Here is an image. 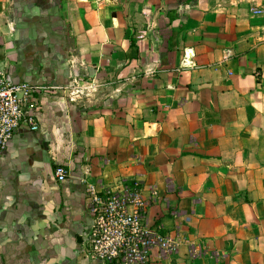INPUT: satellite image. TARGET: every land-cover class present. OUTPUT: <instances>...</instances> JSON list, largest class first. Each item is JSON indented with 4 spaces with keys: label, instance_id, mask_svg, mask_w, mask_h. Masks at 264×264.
Segmentation results:
<instances>
[{
    "label": "crops",
    "instance_id": "0c3cea01",
    "mask_svg": "<svg viewBox=\"0 0 264 264\" xmlns=\"http://www.w3.org/2000/svg\"><path fill=\"white\" fill-rule=\"evenodd\" d=\"M0 71L82 87L0 151V264H108L84 177L141 184L179 240L150 264H264V0H0Z\"/></svg>",
    "mask_w": 264,
    "mask_h": 264
},
{
    "label": "built area",
    "instance_id": "2783aa9c",
    "mask_svg": "<svg viewBox=\"0 0 264 264\" xmlns=\"http://www.w3.org/2000/svg\"><path fill=\"white\" fill-rule=\"evenodd\" d=\"M193 57V48H186L184 66H195ZM71 86L68 93L74 100L82 94V88L77 83ZM57 90L67 92L68 89L60 85L16 82L6 71H0V151L8 146L21 126H28L32 131L39 129L41 96L45 91ZM54 175L58 182H65L70 173L59 164L54 167ZM81 180L87 208L93 217L91 233L82 250L85 259L108 264H150L154 247L162 255L178 249L179 240L175 236L148 221L146 210L150 202L143 196L138 181L120 179L111 187L87 177Z\"/></svg>",
    "mask_w": 264,
    "mask_h": 264
},
{
    "label": "rangeland",
    "instance_id": "374dc122",
    "mask_svg": "<svg viewBox=\"0 0 264 264\" xmlns=\"http://www.w3.org/2000/svg\"><path fill=\"white\" fill-rule=\"evenodd\" d=\"M29 19H32V17H30ZM47 18L45 17V20H46ZM49 19H50V17H49ZM62 19V18H61ZM66 20V19H65ZM53 22L55 23V18L53 19ZM45 23H46V21H45ZM62 23V22H61ZM48 37H50V33H45ZM62 34V33H61ZM62 36V35H61ZM76 80H78V79H75V80H72V81H70V82H68V83H64L62 86L63 87H66L68 90H67V92L66 93H68V91H70L71 90V85H73V84H79V82H77ZM46 85H52V84H48V83H45ZM82 88V87H81ZM68 96V95H67ZM69 97V96H68ZM69 99H70V97H69ZM71 100V99H70ZM71 101H73V100H71Z\"/></svg>",
    "mask_w": 264,
    "mask_h": 264
},
{
    "label": "trees",
    "instance_id": "16d2710c",
    "mask_svg": "<svg viewBox=\"0 0 264 264\" xmlns=\"http://www.w3.org/2000/svg\"><path fill=\"white\" fill-rule=\"evenodd\" d=\"M134 45H135V42L133 40L132 43H131V47H134Z\"/></svg>",
    "mask_w": 264,
    "mask_h": 264
}]
</instances>
